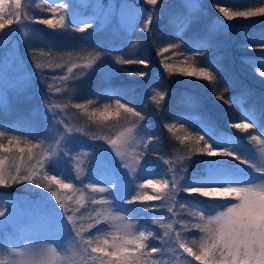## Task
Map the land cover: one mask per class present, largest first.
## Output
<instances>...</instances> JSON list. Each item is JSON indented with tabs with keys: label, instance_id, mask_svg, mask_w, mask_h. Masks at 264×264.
<instances>
[{
	"label": "rangeland",
	"instance_id": "374dc122",
	"mask_svg": "<svg viewBox=\"0 0 264 264\" xmlns=\"http://www.w3.org/2000/svg\"><path fill=\"white\" fill-rule=\"evenodd\" d=\"M207 1L158 0L156 5L138 7L133 0H109L105 3H99V0H21L22 20L6 30H0V133H4L0 136V143L7 148L8 137L19 138L18 145L12 151H0V158L4 159L6 173L15 174L17 167L22 172L35 169L40 175L46 172L58 176L65 183H71L73 188L58 189L52 185L53 190L60 192L62 197H69L64 201L68 208L65 213L57 197L46 187L29 181L0 185V192L3 193L0 195V210L5 211V215L0 216V262L19 264V261L27 260L32 264H101V254L91 253L90 248L85 251L83 241L72 230V224L68 223L67 216L73 215L75 209L74 219L85 239L90 235L93 239L102 237L111 240V235L106 234L115 232L116 225H129L134 234L143 231L147 235L151 232L153 235L148 237L146 244L161 249L159 253L146 255V264L153 261L156 264H199V261L181 251L176 234L179 232L181 239L193 246L191 242L195 240L198 245L202 233L199 229L192 230L185 220L177 224L174 222L178 213L172 217L167 209L173 205L174 210L182 209L167 189L160 193V200L139 201L137 207L124 209L126 201L123 198L138 192V186L151 177L150 164L153 160L145 156L146 145L151 141L144 124L146 116L141 114L140 118H136L124 114L123 109L117 110L115 104L93 105L89 101L107 97L109 93H121L127 97L137 93L133 83L130 85L119 80L117 74L124 65L119 62L122 58L113 44L126 46L125 52L128 53L137 42L133 38L136 37L142 40L145 47L152 44L156 50L158 33L166 28L171 33L187 30L188 34L196 35L197 32L203 37L214 38L216 42L226 41L228 30L202 7ZM219 1L237 3L242 0ZM141 14L144 15L140 20ZM149 15L152 16L150 21ZM62 16L65 21L62 28H52L40 22H56ZM80 28L85 30L77 31ZM238 31L241 38L258 37L259 33L253 29L248 31L246 27H239ZM231 35L232 38L236 36L234 33ZM145 52L150 56V49ZM159 53L164 55L165 51ZM159 53H155L154 57ZM90 62L91 66L84 67ZM154 62L159 61L153 59L149 63L147 74H151ZM37 63L49 67L38 69ZM73 64L77 67L69 73L68 68ZM145 77L150 78L151 75L139 76L142 79ZM131 78L134 79L133 76ZM173 83L175 85L162 89L164 93L162 98H158L159 103L153 99L157 94L156 86L152 89L145 85L140 87L139 93L145 90L153 92L148 113L162 112L163 116H168L179 111L183 120L198 126L195 128L198 135L213 144V149H218V142L207 131L208 121L198 118L195 93L180 90ZM182 97L184 102L181 105L178 101ZM165 100L167 103L164 106ZM77 104L84 107L77 108ZM105 105L109 106L111 114L107 119H102L98 111H102ZM175 105H181L180 109L177 110ZM50 106H53L51 110ZM117 111L120 115L116 114ZM249 118L255 126L252 134L237 130L242 135L223 139L219 146L236 153L239 158L220 156L213 159L211 166L204 171H209V174L203 172L197 176V183H192L187 176L181 179V176H177L179 187L245 185L264 181V175L258 171L264 169V118L255 113ZM66 127H71L73 131L66 132ZM127 129H131V132H126ZM171 130L166 131L167 134L158 132L160 137L168 139L176 136L180 148L175 149L174 156L171 154L156 159L166 162L168 157L177 161L194 158V154L189 152L193 146L192 136L181 140L185 137L184 132L175 135L173 128ZM120 133H125L128 141L124 144L118 142L114 147L109 139H116ZM94 136L97 139H92ZM33 145L36 147L32 148V155L29 156L27 149ZM16 147L25 151L18 152ZM49 152H55V155L47 158L41 170L39 157ZM138 155L140 160L137 163ZM162 180H156L155 184ZM93 183L106 191L93 192L87 187ZM21 188L30 191L26 193ZM153 194L155 190L149 195ZM81 197L82 203H76ZM101 198L109 203H93ZM210 202L215 205L214 209H209L213 205L204 204L200 211L196 210L193 214L202 212L206 216L214 215L228 204L227 200L211 199ZM185 210L191 212L193 208L187 207ZM116 213H120L124 220L102 219L100 225L88 227L93 217ZM138 213L141 217L135 219ZM142 221L150 224V228H141ZM25 246L28 247L23 257H14L8 252L12 247L24 249Z\"/></svg>",
	"mask_w": 264,
	"mask_h": 264
},
{
	"label": "trees",
	"instance_id": "16d2710c",
	"mask_svg": "<svg viewBox=\"0 0 264 264\" xmlns=\"http://www.w3.org/2000/svg\"><path fill=\"white\" fill-rule=\"evenodd\" d=\"M108 1L109 0H99V3ZM133 2H135V5L138 7H149L146 0H133ZM202 7L209 12L212 18L220 20L222 25L228 30L229 36L226 41L216 42L214 38L210 36L203 37L197 32L196 35L188 34L187 30L171 33V31L166 28L158 33L156 50L151 46L152 44L145 47L142 40L136 37L133 38H135L134 42H137L132 46L131 52L128 53L125 52L126 46L121 47L119 44H113L114 47L118 48L116 53L121 56L122 60L128 61L127 63H123L124 67L120 71V74H117L120 77L119 80L128 84L133 83L137 93L132 97H127L125 94L121 93H109L107 97L101 96V98L99 97L91 101V104L96 105L115 104L116 100H120V103L146 116L144 124L151 141L146 145L145 156L146 159L150 157L153 160L150 164L151 177L149 179L153 184H155L156 180L161 178L170 181L174 175L176 177L182 175L187 176L192 183H197L196 177L203 174V172L211 166V161L213 159H219L220 156L224 155L207 156L206 153H195L194 158L190 157L186 161L187 167L184 173L182 171L184 167L183 160L177 161L172 157H168V163H166L156 159V157L161 158V156L167 157L175 153V149L180 148L179 140L176 136V138L174 137L173 139L160 137L158 130L166 133V131H172L170 130L171 124H176V127H171L175 135L184 132V136L191 138V136L197 135L195 128H198V126L187 122V120H183L184 118H182V114L179 111L176 112L175 115L168 116H163L162 112H157L156 114L148 113L153 92L151 93L145 90V92L139 93V89L142 85H145L148 89H152L156 86L155 90L157 93H164L162 89H164V87L167 88V85H175L173 83L175 82L176 85L180 87V90L193 91L196 95V102L198 103V118L206 122L208 121L209 126L207 127V131L212 135L213 140L218 142L216 146L218 149H225L219 147L223 139H233L234 137L242 135L237 131L240 129L233 127L234 124H252L253 127L243 129L245 133L252 134L255 126L249 117H251L252 113H255L264 118V77L259 75V71L264 70V48L258 46L264 44V14L258 13L254 17H234L229 20L223 13L216 10L217 7H221L226 8L230 12L247 11L248 9L264 7V0H242L237 3L208 0ZM143 15L144 14L139 15L140 20ZM194 20L195 19H193V21ZM239 27H246L248 31L252 29L256 30L259 32L258 37L241 38L238 33ZM233 28L237 29L235 30ZM232 33L236 35L235 38H232ZM138 41H140L143 47H140ZM169 44L177 45V47L175 49L169 48ZM148 49H150V56H147L145 52V50L147 51ZM161 49H165L164 55L159 53ZM155 53H159L156 58L154 57ZM153 59H158L159 62H154L155 67L151 69V74L150 72L147 74V67ZM141 60L145 61V63L142 64L138 62ZM165 64L172 65L173 68H186L189 65L194 68H208L209 71L213 72L216 78L215 80H207L203 77L188 76L179 71L170 72L165 69ZM140 73L151 75V77L139 78ZM132 76L134 79L131 78ZM182 81L188 83L181 84ZM87 99H89L88 95ZM178 102L182 105L184 98L182 97ZM166 103L167 100L163 102V105L165 106ZM181 105H175L177 110L180 109ZM157 110H159V108H157ZM181 125H183V127H180ZM237 134L239 136H236ZM210 145L211 147L213 146V144ZM208 172L204 173L209 174ZM211 181L214 182V180ZM14 189L18 190V188ZM184 189L185 188H180V190L175 193L176 199L174 200L175 203L177 202L179 205L183 204L184 207H180L182 210L177 211L174 210L175 206L173 205V212L171 214L172 217H174L177 215L175 213H178V217L176 221H174L176 224L185 220L192 230H196V228L192 227V224L199 222V218L193 213L196 212V210L200 211V207L204 204H213L210 202L211 198L205 197L199 193V195H197V193H189L184 191ZM21 190L26 193L30 191L25 188H21ZM139 191H146L148 194H151L154 189L151 185L146 184L144 189ZM1 194L3 193L0 192V195ZM137 194L138 192L133 193V195ZM133 195L123 198L126 201L124 209L126 207L130 210L132 207L138 206L139 201L129 202ZM141 203L144 202L141 201ZM187 207H191L193 210L187 212V210H185ZM214 208L215 205L210 206L209 209ZM138 214V216L134 217L135 219L141 217L140 213ZM140 226L145 229L150 228V224H146L143 221L140 223ZM181 251L183 252L182 249Z\"/></svg>",
	"mask_w": 264,
	"mask_h": 264
},
{
	"label": "snow or ice",
	"instance_id": "6c2138e0",
	"mask_svg": "<svg viewBox=\"0 0 264 264\" xmlns=\"http://www.w3.org/2000/svg\"><path fill=\"white\" fill-rule=\"evenodd\" d=\"M11 2L16 3V9L14 14L7 15L3 17L2 23H0V30H6L9 26L14 23H18L22 20L20 13L21 0H11ZM149 5H156L158 0H146ZM219 11L224 14L229 20L234 17H254L258 13L264 14V7H259L256 9H248L247 11H233L230 12L226 8H220ZM152 16L149 15V21ZM43 24L49 25L52 28H62L65 26L64 17L62 16L58 21L53 22L52 20H42ZM148 22L146 21V24ZM87 27V25H85ZM85 29L80 28L77 31L83 32ZM260 48H264V44L258 45ZM169 48L175 49L177 45L169 44ZM165 51V49H161ZM44 55V53H41ZM120 63H127L128 61H119ZM139 63H145V61H138ZM37 68L49 67V65H42L37 63ZM91 66L89 64L84 65V67ZM59 67V66H57ZM75 64L68 68V72L71 73L73 68H76ZM165 69L168 71H179L188 76L203 77L207 80H215L213 72L209 71L208 68H194L189 65L186 68H173L172 65L165 64ZM140 75H145L140 73ZM259 75L264 77V70L259 71ZM66 79V77H65ZM57 92L60 91L59 88L56 89ZM162 93H157L153 99L157 100L162 98ZM91 103V101H89ZM116 109H123L124 114L129 116H135L140 118L141 114L134 111L133 108L127 107L125 104L120 103V100L115 101ZM50 106V110H51ZM77 108H83L84 105L77 104ZM109 106L105 105L102 111H98L99 116L102 119H107L111 114L108 111ZM53 118H55V113H53ZM120 115L119 111L116 112ZM135 126V125H133ZM171 127L170 126V130ZM180 127H183L181 125ZM236 129H248L253 127L252 124L237 123L233 125ZM71 127H66V132H72ZM126 132L130 133L131 129H127ZM4 133H0L3 136ZM128 136L125 133H120L116 139H109V143L114 147L117 143H127ZM18 137L11 136L8 137V147L6 148L2 143H0V151H12L14 146L18 145ZM92 139H97V137H92ZM103 139V137H100ZM151 139V138H149ZM181 140L188 139L187 136L180 138ZM255 139V137H253ZM193 146L189 148L190 153H206L209 155H224V156H236V153L228 151L226 149H213L208 141L201 135H194L192 137ZM36 147L33 145L27 149L29 156L32 155V148ZM16 151L23 153L25 149L16 147ZM120 154L119 152L117 153ZM55 155V152H49L47 154H41L38 160L39 167L41 170L44 168V163L47 158ZM236 158H239L236 156ZM140 157L137 156V163ZM188 158L183 159V173L186 170V161ZM166 163H168L166 161ZM128 167V165H124ZM258 171L264 175V169H259ZM183 176V175H182ZM180 177V179L182 178ZM79 179V176L77 177ZM29 181L36 183L40 187H46L48 191L52 193L53 196L57 197V202L60 207L65 209L67 213L68 208L64 203L69 197H62L60 192L53 190L52 185H56L58 189H72L73 185L71 183H65V181L58 176L49 175L44 172L43 175L35 169H29L26 172L20 171L19 167L16 168L15 174L4 171V159L0 158V185H7L12 182ZM180 180L174 175L172 180H162L157 181V184H153L149 180V185L155 190V194L149 195L146 191L143 194L131 198L129 202L132 201H152L160 200V193L167 189L171 194L173 200L176 199L175 193L180 190L179 187ZM88 188H91L93 192L104 193L106 189L97 188L96 185L89 184ZM208 188L223 189L228 188L229 191H217L214 193L203 192L202 190ZM184 191L189 193H199L205 197L214 200H227L228 204L223 208V210H218L214 215H205L202 212H197L195 215L199 218V222L192 224V227L199 229L202 233L198 245L190 246L185 240L181 239L179 232L176 234V242L183 252L187 253L188 256L193 257L199 264H264V181L249 183L245 185H224V186H193L185 188ZM83 197L77 200L76 203H82ZM93 203L98 204H108L109 202L103 198L100 201H93ZM181 208L184 207L183 204L179 205ZM169 213L173 212V209L169 207L167 209ZM5 211L0 210V216H4ZM75 209H73V215H68V223L72 224V230L75 231L76 236L79 237L85 246V251L89 248L91 253L101 254V264H146L144 257L146 255L156 254L161 251L156 247H150L146 244V240L149 236L153 234L148 232L147 235L143 231L138 234H134L129 225H116V231L111 233V240L107 238L97 237L93 239L90 235L87 239L81 234L82 229L77 225L75 219ZM93 222L89 223L88 227L93 228L95 225H100L102 219L107 220H124V217L120 213H116L112 216L107 215H97L92 218ZM155 222V221H154ZM168 227H171L170 225ZM195 241V240H194ZM193 245V244H192ZM28 246L24 249L19 247H12L8 249L10 255L16 257H23ZM54 252L55 250L52 249ZM19 264H32V262L27 260L19 261ZM152 264H156L155 261Z\"/></svg>",
	"mask_w": 264,
	"mask_h": 264
},
{
	"label": "clouds",
	"instance_id": "9594fccd",
	"mask_svg": "<svg viewBox=\"0 0 264 264\" xmlns=\"http://www.w3.org/2000/svg\"><path fill=\"white\" fill-rule=\"evenodd\" d=\"M15 9H16V3L9 2V0H0V23H2L3 17H5L7 15L14 14ZM146 184L149 185V181L146 180L144 183L140 184L138 186V194L137 195H133L132 198L143 194V191H139V190L144 189ZM229 190L230 189H228V188H223V189H219V190L215 189V188H208V189L202 190V193L203 192L214 193V192H217V191H225L226 192V191H229ZM110 234L111 233H108L106 235H110ZM191 243L193 244V246H195V243H197V242L196 241H192ZM0 264H3V262H0ZM49 264H50V262H49Z\"/></svg>",
	"mask_w": 264,
	"mask_h": 264
}]
</instances>
